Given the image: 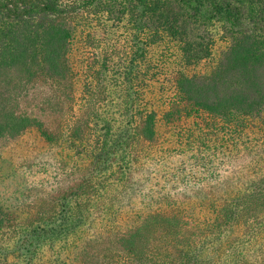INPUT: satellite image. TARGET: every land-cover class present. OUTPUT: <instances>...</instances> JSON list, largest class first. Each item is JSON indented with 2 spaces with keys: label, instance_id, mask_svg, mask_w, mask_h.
I'll list each match as a JSON object with an SVG mask.
<instances>
[{
  "label": "trees",
  "instance_id": "16d2710c",
  "mask_svg": "<svg viewBox=\"0 0 264 264\" xmlns=\"http://www.w3.org/2000/svg\"><path fill=\"white\" fill-rule=\"evenodd\" d=\"M158 123L232 177L116 224ZM31 132L65 154L0 264H264V0H0V158Z\"/></svg>",
  "mask_w": 264,
  "mask_h": 264
},
{
  "label": "rangeland",
  "instance_id": "374dc122",
  "mask_svg": "<svg viewBox=\"0 0 264 264\" xmlns=\"http://www.w3.org/2000/svg\"><path fill=\"white\" fill-rule=\"evenodd\" d=\"M75 58L79 59V55ZM158 130L161 143L144 161L140 180L130 194L120 197L110 218L107 217L116 224L128 223L136 211L159 203L165 205L166 196L189 214L207 218L209 210L194 202V188L232 177L222 151L210 158L205 154L202 165L194 158V151L184 147L169 128L158 123ZM64 154L62 147L49 150L34 132L9 144L0 158V208L17 211L29 191L49 188L58 176V162Z\"/></svg>",
  "mask_w": 264,
  "mask_h": 264
}]
</instances>
